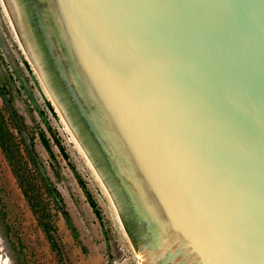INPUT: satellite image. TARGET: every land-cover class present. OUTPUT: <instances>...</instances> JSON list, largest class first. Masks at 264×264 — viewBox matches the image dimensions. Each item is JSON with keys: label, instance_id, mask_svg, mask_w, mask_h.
<instances>
[{"label": "water", "instance_id": "obj_1", "mask_svg": "<svg viewBox=\"0 0 264 264\" xmlns=\"http://www.w3.org/2000/svg\"><path fill=\"white\" fill-rule=\"evenodd\" d=\"M12 2L140 264H264V0Z\"/></svg>", "mask_w": 264, "mask_h": 264}, {"label": "rangeland", "instance_id": "obj_2", "mask_svg": "<svg viewBox=\"0 0 264 264\" xmlns=\"http://www.w3.org/2000/svg\"><path fill=\"white\" fill-rule=\"evenodd\" d=\"M28 43L8 0H0V87L21 116L25 134L32 138L47 174L60 191L76 227V236L61 213L53 210L61 250L52 248L0 149V201L6 213L5 219H0V264H140L111 191L71 123L49 98L50 91L30 56ZM0 107L8 117L1 96ZM11 129L17 134L12 124ZM41 132L50 140L55 159L43 146ZM54 137L64 146L68 159ZM68 161L96 200L99 215Z\"/></svg>", "mask_w": 264, "mask_h": 264}, {"label": "trees", "instance_id": "obj_3", "mask_svg": "<svg viewBox=\"0 0 264 264\" xmlns=\"http://www.w3.org/2000/svg\"><path fill=\"white\" fill-rule=\"evenodd\" d=\"M0 96L8 112V117H6L0 107V149L9 165L12 175L16 179L18 187L35 215L38 224L43 229L50 245L59 252L61 250V244L58 240L57 227L53 220V210L61 213L65 223L74 236H76V227L60 191L47 174L34 148L32 138L25 134V125L21 116L17 113L11 103V99L6 97L1 87ZM8 118L10 121H7ZM11 124L17 134L11 129ZM40 139L50 157L55 159V153L51 147L50 140L44 132L40 133ZM54 139L64 157L68 159L64 146L59 142L57 137H54ZM68 162L76 179L84 190L90 205L99 215L100 212L96 200L73 164L70 161ZM5 216L6 213L0 201V219L4 220ZM125 227L133 243L136 244V234L128 226L127 222L125 223Z\"/></svg>", "mask_w": 264, "mask_h": 264}, {"label": "bare ground", "instance_id": "obj_4", "mask_svg": "<svg viewBox=\"0 0 264 264\" xmlns=\"http://www.w3.org/2000/svg\"><path fill=\"white\" fill-rule=\"evenodd\" d=\"M8 2H9V4H10V7H11L12 11L15 13V12H16V8H15V6H14L12 0H8ZM48 96H49V98L52 100V102L54 103V105L57 107V105H56V103H55L56 101H55L54 97L51 95V93H48ZM57 108H58V107H57Z\"/></svg>", "mask_w": 264, "mask_h": 264}]
</instances>
